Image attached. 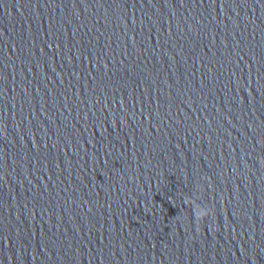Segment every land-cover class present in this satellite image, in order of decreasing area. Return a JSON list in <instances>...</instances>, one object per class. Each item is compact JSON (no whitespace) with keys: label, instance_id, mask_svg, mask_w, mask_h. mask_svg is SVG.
<instances>
[{"label":"clouds","instance_id":"obj_1","mask_svg":"<svg viewBox=\"0 0 264 264\" xmlns=\"http://www.w3.org/2000/svg\"><path fill=\"white\" fill-rule=\"evenodd\" d=\"M203 188L201 187V191ZM199 199V197H197ZM186 202L194 207V215L197 221L203 222L209 215V210L205 207H202L194 199H187Z\"/></svg>","mask_w":264,"mask_h":264}]
</instances>
